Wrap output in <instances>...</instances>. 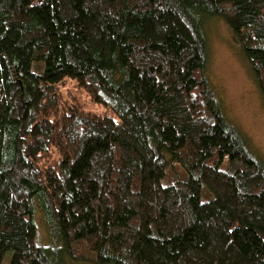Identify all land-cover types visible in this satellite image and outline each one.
Instances as JSON below:
<instances>
[{
  "label": "trees",
  "instance_id": "trees-1",
  "mask_svg": "<svg viewBox=\"0 0 264 264\" xmlns=\"http://www.w3.org/2000/svg\"><path fill=\"white\" fill-rule=\"evenodd\" d=\"M215 20L264 105V0H0V264H264Z\"/></svg>",
  "mask_w": 264,
  "mask_h": 264
},
{
  "label": "rangeland",
  "instance_id": "rangeland-1",
  "mask_svg": "<svg viewBox=\"0 0 264 264\" xmlns=\"http://www.w3.org/2000/svg\"><path fill=\"white\" fill-rule=\"evenodd\" d=\"M208 38L209 74L222 99L227 118L245 135L258 158L264 160V105L249 65L222 21L209 23ZM79 96L87 110L100 114L105 112L103 106ZM39 224L41 234L45 235L41 220Z\"/></svg>",
  "mask_w": 264,
  "mask_h": 264
}]
</instances>
